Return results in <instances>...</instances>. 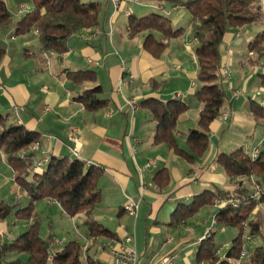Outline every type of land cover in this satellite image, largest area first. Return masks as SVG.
Listing matches in <instances>:
<instances>
[{"label":"crops","instance_id":"crops-1","mask_svg":"<svg viewBox=\"0 0 264 264\" xmlns=\"http://www.w3.org/2000/svg\"><path fill=\"white\" fill-rule=\"evenodd\" d=\"M82 1H96L101 4L98 25L94 29H82L74 33L68 39L67 52L62 55L43 51L36 31L13 36L11 32L5 33L1 30L5 36H10V41L6 43L0 40L7 48L0 60V115H9L12 123L22 124L26 129L38 133L41 146L35 155L40 159L73 158L74 142L70 140V135L76 136L80 144V158L102 169L98 187L102 194L101 201L111 199V213L116 212L117 216L127 214L123 207L128 198L138 202L136 215L127 214L132 220V231L119 225L113 231L117 236L115 239L97 238H102L104 243L109 244L105 249L110 263L111 248L119 246L114 241L132 236L139 264H155L171 254L175 255L173 264H193V261L195 264H204L198 262L196 257L200 243L198 239H187L186 233H178L175 244L169 229L163 234L165 238L161 236L162 226L173 228L183 223L185 226L184 221L170 224L171 215L179 205L190 204L195 195L205 190L215 191L217 188L232 190L233 182L222 172L216 157L220 153H229L239 148L233 145L228 149L221 142V136L226 130L225 122L230 121L227 129L233 126L231 119L235 99L246 97L242 105L253 117L255 126L260 127L261 133L251 143L245 141V149L240 147L246 153H250L257 146L260 147V152L264 150V120H257L248 102L253 99L259 106H264V95H257V99L249 95L248 85L251 78L244 81L240 90L234 87L230 78V86L241 94L232 97L230 88L224 85L228 94L221 111L229 110L230 116L227 120L217 118L211 123L206 152L193 161L177 155L166 144L154 142L156 122L142 102L151 98L167 102L179 95L178 98L190 104V108L179 116L175 132L177 144L187 150L186 134L197 127L201 109V105L194 98L197 88V63L194 53L196 41L191 29V15L183 5L187 0ZM18 2L19 21L32 9V5L25 0ZM21 7L25 9L22 11ZM151 13L168 17L172 29H185L181 36L168 40L166 47L158 55L148 51L144 47V41L150 33L156 40H162L159 32L142 31L132 36L127 28L129 16L140 17ZM185 20L186 27L182 25ZM17 22L12 21L13 24ZM92 30L96 35L84 40L83 37ZM247 31L242 28L232 29L225 34L221 46L222 63L230 67L234 50L239 49L244 42L247 47L249 41L258 34ZM238 32L240 36H237ZM243 57L254 67V57L249 56V52ZM81 70H92L96 77L95 82H74L69 72ZM95 84L102 88L99 98L106 99L107 103L103 108L89 110L77 98ZM255 84L258 89H264L260 87L258 76ZM130 98L136 100V110L126 104V99ZM150 161L155 163L148 165ZM0 164L6 173L0 179V188H8L7 199L3 200L9 204L17 201L22 203L24 200L26 204L24 193L14 181L7 156L1 150ZM46 164L47 162L42 165V169H45ZM162 169L165 170L167 178L163 183H157L155 176ZM17 194L21 195L20 199H17ZM40 202L49 214L63 212L56 201L44 199L35 204L33 213L38 216L41 215L37 207ZM209 206L218 208L215 203ZM12 216L11 224H6L5 220L0 221V234H9L4 239L6 241H12L28 227L27 221L19 223L20 218L15 214ZM83 237L86 241V235ZM94 246L97 247L95 244ZM181 248L186 253L182 258L177 253ZM95 250L97 251L96 248ZM103 258L99 257L101 261Z\"/></svg>","mask_w":264,"mask_h":264},{"label":"trees","instance_id":"trees-1","mask_svg":"<svg viewBox=\"0 0 264 264\" xmlns=\"http://www.w3.org/2000/svg\"><path fill=\"white\" fill-rule=\"evenodd\" d=\"M25 1L32 5V9L13 24L6 3L0 0V30L11 32L13 36L36 31L43 51L62 55L67 52L68 39L74 33L82 29H94L98 25L101 4L96 1ZM183 5L191 15V29L196 41L194 53L198 84L194 98L201 105L197 127L190 129L185 137L187 150L179 147L175 132L179 116L190 108V104L178 97L167 102L151 98L142 103L150 110L156 122L154 142L164 143L177 155L193 161L206 152L210 125L218 118L227 98L222 82L221 46L224 36L232 29L238 30L253 24L264 25V10L258 0H187ZM127 28L132 36L142 31L159 32L162 40H156L150 33L144 41V47L154 55H158L166 47L168 40L185 32L184 28L172 29L169 18L157 13L140 17L131 15ZM247 47L249 54L256 57L252 65L261 63L264 58V30L249 41ZM6 49V45L0 43V60ZM69 75L76 83H94L96 80L92 70L69 72ZM257 75L260 87H264V69ZM101 93V86L95 84L77 99L87 109L97 110L107 103L106 99L99 98ZM248 102L253 114L264 118V106H259L253 99ZM39 140L37 132L26 129L22 124L12 123L9 115H0V150L6 154L14 181L27 200L23 206L19 201L12 204L0 201V221L15 214L28 222L27 229L12 241L4 240L0 235V264H105L89 253V247L84 257L82 245L77 240H71L53 252V237L43 238L40 235L39 216L32 213L38 201L48 199L56 201L69 217L84 215L83 225L87 239L117 237L115 232L93 217L96 205L102 200L98 187L102 169L94 164L86 165L74 156L49 158L43 171H34L28 155L22 156L21 152ZM216 160L230 178H255L261 186L259 198H253L252 189L241 180L231 191L218 188L215 191L205 190L195 195L190 204L179 205L171 215L170 224H179L199 208L214 204L216 199L221 198L223 203L217 208L213 224L235 227L237 236L233 238L223 258L215 254L219 246L215 244L213 235L206 237L197 246L196 257L198 262L204 264H216L218 257L217 264H237L240 245L247 242L242 238L240 224L258 204L264 208V150L252 159L249 153L239 147L229 153L218 154ZM155 178L157 183H163L167 178L165 170L158 171ZM258 230V224L255 223L248 234L254 235ZM22 255H25L24 262L21 260ZM249 258L251 264H264V241L249 250Z\"/></svg>","mask_w":264,"mask_h":264},{"label":"rangeland","instance_id":"rangeland-1","mask_svg":"<svg viewBox=\"0 0 264 264\" xmlns=\"http://www.w3.org/2000/svg\"><path fill=\"white\" fill-rule=\"evenodd\" d=\"M3 1L6 2L7 7L12 15V21L17 22L19 19L17 18L18 17L17 9L19 7L18 0H3ZM166 5L169 6V3H166ZM182 25L186 27L185 25H187V20H185ZM242 29L244 31L249 30L253 34H256L264 30V25L253 24L246 26ZM247 35L250 34H245V36ZM1 39L2 41L8 43L10 41V36L9 35L5 36V34L0 30V40ZM247 53L248 51L245 42L241 45L239 49L234 50V53L232 55V64L229 67L230 69L229 75L231 78V83H233L234 87L239 90L243 88L244 81L246 79L251 78V80H249V85H248L250 91L249 95H251V97H253L254 99H257V95L259 94L264 95V89H258L255 84L258 76L257 73L261 70V66L264 64V58L262 59L261 63H257L258 67L257 66L251 67L248 61L244 59L245 57H243V55H246ZM249 56L254 57L252 60L255 61L256 57L252 53L249 54ZM195 81L198 84L197 80ZM226 92H228V90ZM245 98L246 97L235 99V108H232L233 111L232 119H231L232 120L231 123H233L232 128L227 129L228 127L227 125L230 124V121L225 122L226 125H224L225 126L224 129L226 130H224V133L221 136V142L225 143L228 149L232 148L233 145L234 147H240V146L244 147L245 141L251 143L255 138H259V136L261 135L260 127L255 126L253 117L245 111L242 105L243 102L245 101L244 100ZM256 118L259 121L264 120L263 117L260 118L256 117ZM255 127L257 129H255ZM259 153L260 152H258L257 156L259 155ZM0 166H1L0 173L2 175V176L0 175V179H1L3 175H5L6 173L4 172V167L2 166V164H0ZM39 171L41 172L43 171V169L40 168ZM222 172L225 173L223 168H222ZM249 178L235 177L230 179L233 182V188L236 186V183L241 180L245 182L244 184H246L248 188L253 189V186L251 185ZM253 179L255 180V178ZM7 190L8 188H6V186L0 188V201L6 202L3 199H7L6 197ZM110 201H111L110 198H106L100 203H98L96 205V209L93 211V217L112 231H115L116 227L119 225L125 226L132 231L134 228H133V224H131L132 223L131 217L128 216L127 214H124L123 216H117L116 212L111 213L109 209L111 205ZM214 203L217 206H219L220 204L223 203V200L221 198H218L215 200ZM23 204H24V200L22 201V206ZM37 207L38 210L41 212V215L39 216L40 235L44 238H48L50 236L53 237L51 251L54 252L55 250L60 249L64 244L68 243L71 240H77L80 242L82 246L85 245L86 243L88 244L89 246L88 251L92 256L98 258L100 257V259L104 257L102 259L103 262L105 264H110L109 259L106 257L107 249H104V251L102 252L95 250V248L97 249V247H95L94 244L98 246L104 243V241H102V238L97 240L86 239V241L83 239L84 238L83 235H86V229L83 225V220H84L83 214H78L75 217L71 218L61 211H59L58 214H53V215L52 213L49 214L48 212H46L45 208H43L44 205L41 202L37 205ZM216 211L217 209L215 207L205 205L199 208L193 214L189 215V217L185 218L184 220V222L186 223L185 226L183 225L184 223L173 228L169 226H162L163 230L161 236L165 238V235L163 234L166 232L165 231L166 229H169L171 238L172 239L174 238V242L176 244L177 243L176 241L178 239V233L181 234L186 233L187 239L194 238V239H198V241H201L202 236L208 231H211L210 236L212 235L213 232H215L213 234V240L215 244L219 246L220 249L219 252H217L216 250L215 254L223 258L225 253L230 248L233 238L237 236L238 231L235 227H231V226H220V225L214 226L213 220ZM33 214L34 213H32V215ZM4 220L6 224H11L13 222V216L10 215ZM18 221H20L19 223H24L23 220L21 219H18ZM255 223L258 224L259 230L254 235H249L248 233L251 232V226ZM240 228H242V236H243L242 238L247 242H243L240 245L237 264H251L249 258V250L253 249L255 246L261 245L264 241V208L261 204H258L252 210V212L248 213L247 219L241 222ZM210 236L208 238H210ZM58 241H62L63 245L58 246L57 245ZM244 248H246V251L245 254L242 255V252H244ZM177 253L178 256H181V258L186 255V253L182 248L177 250ZM219 257H218V261H216V264L219 262ZM21 260L22 262L25 261V255H22ZM193 264H195V261H193Z\"/></svg>","mask_w":264,"mask_h":264},{"label":"built area","instance_id":"built-area-1","mask_svg":"<svg viewBox=\"0 0 264 264\" xmlns=\"http://www.w3.org/2000/svg\"><path fill=\"white\" fill-rule=\"evenodd\" d=\"M136 1H140V0H136ZM260 6L262 7V9L264 10V0H258ZM22 11L25 9V7H21L20 8ZM96 35L95 31H90V33L86 36L83 37L84 40H89L92 37H94ZM237 36H240V32L237 33ZM91 63V62H90ZM261 69H264V65L261 66ZM230 69L229 66L225 63H222V82L223 84H226L228 86V88H230V92H231V96L232 97H237L238 95H240V92L237 90H234L231 86H230ZM129 77L131 78L132 75H129ZM177 97H179V95H177ZM126 104L132 109V110H136L138 108L137 104H136V100L134 98H130V99H126ZM17 110L15 109V112ZM230 116V111L229 110H225L223 112H220L218 118L222 121L227 120ZM70 140L72 142H74V148H73V154L74 156L80 158L79 156V140L76 136H74L73 134L70 135ZM41 143L40 140L39 141H35L34 143H32L31 145H29L25 150H23L21 152V155H28L29 160L32 162V166H33V170L37 171L40 168H42V165L44 163H46L49 160V157H44L43 159L37 158L35 155V152L40 148ZM258 152H260V147L257 146L255 147L250 153V157L252 159L256 158ZM43 153V152H42ZM81 159V158H80ZM82 160V159H81ZM86 165H89L90 163L88 161L82 160ZM155 162L150 161L148 163V165H152ZM251 185L253 186V194L252 197L258 199L261 193V187L257 184L256 180H254L252 177L249 178ZM21 195L17 194V199H20ZM139 204L137 201L133 200L132 198H128L127 203L124 205L123 209L124 211L130 215V216H135L138 210ZM214 223V221H213ZM211 231H208L207 233H205L202 236V239H205L206 237L210 236ZM1 237L3 239H5L6 237H9V234H0ZM115 244H118L119 246L117 247H113L110 250V255H111V263L110 264H139V257L135 251V247H134V239L132 236H125L123 237L121 240L118 241H114ZM58 246L63 245L62 241H58L57 242ZM109 244L107 243H102L100 245L97 246V250L101 251L104 250ZM88 244L86 243L85 245L82 246V252H83V256L85 257V253L88 249ZM220 249H217V252H219ZM246 248H244V252H242V255L245 254ZM175 260V255L171 254L168 255L164 258H162L161 260H159L158 262H156L155 264H173Z\"/></svg>","mask_w":264,"mask_h":264}]
</instances>
